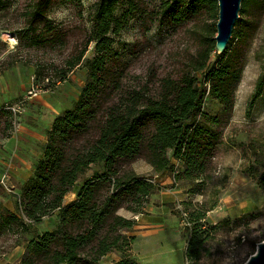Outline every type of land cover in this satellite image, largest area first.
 I'll return each instance as SVG.
<instances>
[{
    "label": "trees",
    "instance_id": "obj_1",
    "mask_svg": "<svg viewBox=\"0 0 264 264\" xmlns=\"http://www.w3.org/2000/svg\"><path fill=\"white\" fill-rule=\"evenodd\" d=\"M148 1L155 4L151 11L144 8ZM148 1L96 0L86 43L55 75L63 82L81 64L87 80L72 107L51 121L33 173L19 187L14 211L0 210V241L15 238L8 247L22 246L18 264H96L114 250L120 258L113 264H138L128 253L134 236L127 232L133 231L135 219L118 212L143 214L149 196L163 187L136 174L129 163L143 159L155 173L168 171L174 182L188 185L201 186L208 179L206 172L220 134L207 126L216 123V117L202 111L206 87L208 95L225 104L223 112L231 111L254 25L245 21L230 38L233 46L217 54L216 24H209L199 36L195 55L176 78L163 77L157 85L150 79L130 90L123 86L125 64L111 54V36L129 20L140 18L144 25L153 12V22L159 24L162 19L173 24L204 16L217 19L216 0ZM247 3L254 10L264 8V0H243L242 13ZM51 4L52 0H35L30 5L17 34L18 45L40 44L43 35L48 36V44L61 42L47 20ZM89 43L94 44L93 58L84 57ZM211 55L218 62L208 66ZM15 56V51L9 53L10 65L20 60ZM197 72H204L203 88L197 83ZM263 86L264 74L256 81L251 102L261 95ZM13 117L9 108H0V151L2 140L12 136ZM172 159L182 169L177 170ZM92 167L95 170L82 179L75 198L64 204V197ZM183 205L190 224L184 257L200 264L208 238L202 220L214 204ZM54 213L53 229L37 232L42 219Z\"/></svg>",
    "mask_w": 264,
    "mask_h": 264
},
{
    "label": "rangeland",
    "instance_id": "obj_2",
    "mask_svg": "<svg viewBox=\"0 0 264 264\" xmlns=\"http://www.w3.org/2000/svg\"><path fill=\"white\" fill-rule=\"evenodd\" d=\"M34 1L0 0V108H9L14 113L13 133L20 122L29 130L42 133L56 115L72 107L87 80L86 68L81 64L69 72L63 82L57 81L55 75L86 43L96 0H52L47 20L53 33L62 37L59 38L61 42L48 44V36L43 35L40 44L18 45L17 34L23 27L24 13ZM148 2L144 3V8L151 11L155 4ZM242 4L243 0L241 8ZM241 8L232 34L245 21L252 22L254 30L245 50L233 107L231 111L223 112L225 104L208 95L207 87L203 100L202 111L217 119L216 123L207 126L220 134L205 184L174 182L172 173H155L143 159L128 165L136 174L163 187L149 196L144 210L145 213L153 208L150 205H156L150 212L153 217L151 227L145 225L143 231L128 233L136 235L128 253L138 264H191L184 257L189 237L186 227H190L184 202L193 206L214 204L202 220L208 238L200 264H244L255 253L257 244L264 240V86L261 95L251 102L256 81L264 74V8L254 10L248 4L244 13ZM151 16L144 25L140 18L131 19L121 31L111 36V54L125 64L123 86L130 90L150 79L157 85L163 77L176 78L198 50L199 36L205 33L209 24L217 22V19L209 20L204 16L178 24L162 19L159 24L153 22L154 12ZM229 41L230 49L234 43L229 44ZM13 51L20 60L10 65L8 56ZM94 54V44L89 43L84 57L93 58ZM217 62L218 59L211 55L208 66ZM203 73H195L201 88L205 86ZM150 86L154 88L153 84ZM32 89L37 90L35 97L28 95ZM27 141L23 135H18L7 143L6 148L2 140L0 175L6 176L3 182L0 178V210L9 207L14 211L16 188L21 184L9 174L16 170L14 166L18 162L15 156L9 155L21 150V154L32 160L33 154L23 149V142ZM29 145L33 150H39L35 142ZM175 167L182 169L179 164ZM93 170L94 167L79 179L64 197V204L75 198L82 179L90 177ZM190 189L197 193L189 192ZM163 200L167 202L162 204ZM118 213L127 214V211L122 209ZM55 216L56 213L44 217L37 225V232L52 230ZM149 229L154 231H144ZM14 239L0 241V264L19 263L22 246L8 247ZM119 258L120 253L114 250L96 264H113Z\"/></svg>",
    "mask_w": 264,
    "mask_h": 264
},
{
    "label": "crops",
    "instance_id": "obj_3",
    "mask_svg": "<svg viewBox=\"0 0 264 264\" xmlns=\"http://www.w3.org/2000/svg\"><path fill=\"white\" fill-rule=\"evenodd\" d=\"M50 128V124L47 125L46 129H44L42 131V133H38V132H34L32 130H29L27 127H25L23 124H21V122L18 124L17 129L14 131V133H12V136L10 139H4L3 140V144L4 146L7 148V143L11 141V139H16V137L18 135H23L24 138L28 139L27 142H23V149H25L28 152H31L34 156V158L32 160H28L27 156L23 155L20 153L19 150H17L15 153H12L9 156H15L18 160L17 164H15V171H10L9 174L16 180L19 181L20 184H22L25 180L28 179V177H30L33 173L34 170V162L35 160H37L40 156H41V149L42 146L44 145L45 141H46V131ZM33 142H35L37 144V146L39 147V150H33L32 147L29 145L30 143L32 144ZM22 152V151H21ZM2 153V150H1ZM36 153V154H34ZM2 162V161H1ZM6 163V162H5ZM172 163L176 166L177 164H179V162L175 159H172ZM20 165V166H19ZM180 166V164H179ZM4 176L6 175H0V178H2V182L4 180ZM16 193L18 194L19 192V188H16ZM77 190V189H76ZM167 200V199H166ZM171 201V200H169ZM167 201H162V204L165 203ZM153 206V208H150V210H146L144 214H139L137 215V219H136V225L133 229L132 232L137 233L139 231H143L141 229H143V227H146L145 225H147L148 227L150 226V221L153 220L152 215L150 214V212H152V210L154 209V206H156L155 204L150 205V207ZM6 207V206H5ZM7 209L11 210V208L6 207ZM122 216L127 217V218H133L132 214L127 212V214L125 213H120ZM131 214V215H130ZM136 228V229H135ZM138 228V230H137ZM145 229V228H144ZM146 232H153L154 230L149 229V230H144ZM130 232H127V234ZM132 234L134 237H136L135 234ZM23 252V248L22 251L20 253V256ZM110 253H108L107 255H109ZM106 255V256H107ZM105 257V256H104ZM20 259V258H19Z\"/></svg>",
    "mask_w": 264,
    "mask_h": 264
},
{
    "label": "water",
    "instance_id": "obj_4",
    "mask_svg": "<svg viewBox=\"0 0 264 264\" xmlns=\"http://www.w3.org/2000/svg\"><path fill=\"white\" fill-rule=\"evenodd\" d=\"M218 6L217 22L215 25L214 51L224 52L236 20L239 18L241 0H216ZM244 264H264V240L257 244L256 251Z\"/></svg>",
    "mask_w": 264,
    "mask_h": 264
},
{
    "label": "built area",
    "instance_id": "obj_5",
    "mask_svg": "<svg viewBox=\"0 0 264 264\" xmlns=\"http://www.w3.org/2000/svg\"><path fill=\"white\" fill-rule=\"evenodd\" d=\"M28 95L35 97L37 95V90L32 89L31 91L28 92ZM137 217H138L137 215H134L133 219L136 220Z\"/></svg>",
    "mask_w": 264,
    "mask_h": 264
},
{
    "label": "bare ground",
    "instance_id": "obj_6",
    "mask_svg": "<svg viewBox=\"0 0 264 264\" xmlns=\"http://www.w3.org/2000/svg\"><path fill=\"white\" fill-rule=\"evenodd\" d=\"M8 39H9L10 41H12V42L14 41V38L9 37Z\"/></svg>",
    "mask_w": 264,
    "mask_h": 264
}]
</instances>
